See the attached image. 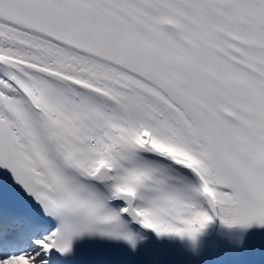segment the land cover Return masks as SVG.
I'll return each mask as SVG.
<instances>
[{"label": "snow or ice", "instance_id": "snow-or-ice-1", "mask_svg": "<svg viewBox=\"0 0 264 264\" xmlns=\"http://www.w3.org/2000/svg\"><path fill=\"white\" fill-rule=\"evenodd\" d=\"M217 225L264 256V0H0V264H174Z\"/></svg>", "mask_w": 264, "mask_h": 264}]
</instances>
